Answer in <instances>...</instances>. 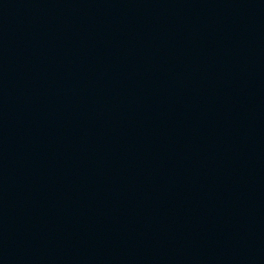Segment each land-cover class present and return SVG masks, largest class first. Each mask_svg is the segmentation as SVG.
Here are the masks:
<instances>
[{
    "label": "water",
    "instance_id": "water-1",
    "mask_svg": "<svg viewBox=\"0 0 264 264\" xmlns=\"http://www.w3.org/2000/svg\"><path fill=\"white\" fill-rule=\"evenodd\" d=\"M0 264H264V0H0Z\"/></svg>",
    "mask_w": 264,
    "mask_h": 264
}]
</instances>
